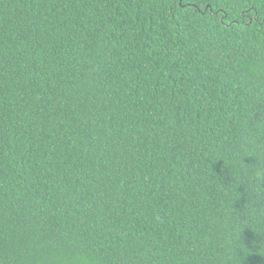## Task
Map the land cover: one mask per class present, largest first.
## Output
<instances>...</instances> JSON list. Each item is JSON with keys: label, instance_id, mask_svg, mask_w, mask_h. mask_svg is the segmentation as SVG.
I'll use <instances>...</instances> for the list:
<instances>
[{"label": "trees", "instance_id": "1", "mask_svg": "<svg viewBox=\"0 0 264 264\" xmlns=\"http://www.w3.org/2000/svg\"><path fill=\"white\" fill-rule=\"evenodd\" d=\"M0 264H264V0H0Z\"/></svg>", "mask_w": 264, "mask_h": 264}]
</instances>
